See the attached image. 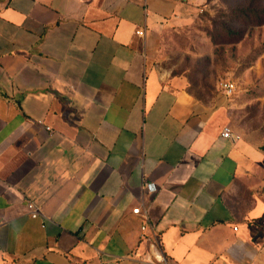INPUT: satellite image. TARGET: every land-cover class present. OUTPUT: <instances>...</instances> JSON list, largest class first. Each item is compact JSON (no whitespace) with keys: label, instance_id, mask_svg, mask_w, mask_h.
I'll return each mask as SVG.
<instances>
[{"label":"crops","instance_id":"0c3cea01","mask_svg":"<svg viewBox=\"0 0 264 264\" xmlns=\"http://www.w3.org/2000/svg\"><path fill=\"white\" fill-rule=\"evenodd\" d=\"M191 1L0 0V264H264V150L158 60Z\"/></svg>","mask_w":264,"mask_h":264},{"label":"rangeland","instance_id":"374dc122","mask_svg":"<svg viewBox=\"0 0 264 264\" xmlns=\"http://www.w3.org/2000/svg\"><path fill=\"white\" fill-rule=\"evenodd\" d=\"M158 57L200 102L222 104L228 126L264 150V0H192ZM222 80L234 85L231 97L219 91Z\"/></svg>","mask_w":264,"mask_h":264},{"label":"built area","instance_id":"2783aa9c","mask_svg":"<svg viewBox=\"0 0 264 264\" xmlns=\"http://www.w3.org/2000/svg\"><path fill=\"white\" fill-rule=\"evenodd\" d=\"M136 34L138 36H143L144 35V31H137ZM218 89L221 92V94L224 97H231L233 95V93L235 92V88L234 85H232L231 82L227 81V80H222L218 83ZM49 130V128L47 129ZM221 136L225 139H239L238 136H234V134L232 133L230 127H224L221 133ZM145 188L149 191H154L155 187L153 184L151 183H145L144 184ZM28 201V200H27ZM28 203L31 206V212H30V217L32 219H37L38 217H41L38 208L31 202L28 201ZM132 214L134 215H141L142 212L140 211L139 208H136L132 211ZM141 232L143 233V237L146 236L145 233L147 232V230H150L149 226L147 224H144L141 226L140 228ZM148 241L152 242V246L157 247V253L153 258V261H149L148 264H171V261L169 260V258L166 256V254L164 253V251H162L160 249V241L158 240L157 235L151 231V233L146 236Z\"/></svg>","mask_w":264,"mask_h":264}]
</instances>
